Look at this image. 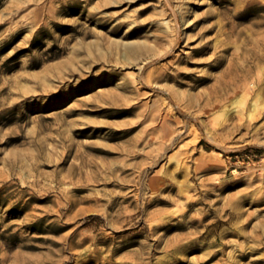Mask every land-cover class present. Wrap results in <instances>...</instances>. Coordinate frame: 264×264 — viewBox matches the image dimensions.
Segmentation results:
<instances>
[{
  "label": "rangeland",
  "instance_id": "374dc122",
  "mask_svg": "<svg viewBox=\"0 0 264 264\" xmlns=\"http://www.w3.org/2000/svg\"><path fill=\"white\" fill-rule=\"evenodd\" d=\"M264 264V0H0V264Z\"/></svg>",
  "mask_w": 264,
  "mask_h": 264
},
{
  "label": "bare ground",
  "instance_id": "6f19581e",
  "mask_svg": "<svg viewBox=\"0 0 264 264\" xmlns=\"http://www.w3.org/2000/svg\"><path fill=\"white\" fill-rule=\"evenodd\" d=\"M118 264V263H117Z\"/></svg>",
  "mask_w": 264,
  "mask_h": 264
}]
</instances>
